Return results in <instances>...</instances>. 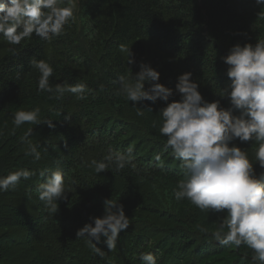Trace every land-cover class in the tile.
I'll return each mask as SVG.
<instances>
[{"label":"trees","instance_id":"16d2710c","mask_svg":"<svg viewBox=\"0 0 264 264\" xmlns=\"http://www.w3.org/2000/svg\"><path fill=\"white\" fill-rule=\"evenodd\" d=\"M79 1L75 21L51 42L33 34L12 46L0 37V177L20 169L36 173L14 190L0 192V264H141V252L154 254L157 264H258L245 245L223 246L214 240L211 234L224 213H205L186 199H175L184 169L165 147L154 103L127 101L117 91L118 77L131 78L143 62L173 89L168 103L176 99L179 75L191 72L206 101L230 107L229 98L219 95L231 83L222 58L236 43L264 39V7L255 0ZM129 49L132 64L127 62ZM33 58L53 67V86L86 84L87 98L77 100L69 92L50 98L39 92ZM167 102L160 100V109ZM134 103L144 109L142 117ZM35 107L55 128L44 122L13 125L15 111ZM30 128L32 134L38 132L32 143L41 152L39 161L25 154L21 140ZM231 143L248 153L256 174L264 172L254 160L255 142L237 138ZM128 147L133 158L120 172L96 174L88 167L91 160H105ZM56 169L68 193L58 201L57 213L50 214L37 188L46 179L40 172ZM109 198L123 206L130 224L112 251L103 235L93 240L105 253L101 257L76 232L90 217L103 216V201Z\"/></svg>","mask_w":264,"mask_h":264},{"label":"clouds","instance_id":"9594fccd","mask_svg":"<svg viewBox=\"0 0 264 264\" xmlns=\"http://www.w3.org/2000/svg\"><path fill=\"white\" fill-rule=\"evenodd\" d=\"M255 3L264 7V0H255ZM77 4L78 0H0V37L12 46L31 39L33 34L51 42L64 34L66 25L75 21ZM222 59L228 65L231 83L219 95L229 98L230 107H222L219 100L206 101L198 91L197 82L191 79L192 73L185 72L179 75L175 85L180 99L167 103L159 111V132L167 138L165 147L171 148L184 169V178L177 181L174 189L175 199H186L205 213H224L218 230L211 234L214 240L223 246L243 244L253 251L254 262L264 264V172L256 174L248 153L231 143L237 138L255 142L258 147L254 160L264 169V39H257L255 44L236 43ZM127 62H135L130 49ZM30 64L39 73V92L48 93L50 98H59L65 92L74 94L77 100L87 98L84 83L53 86L50 77L54 69L46 60L33 58ZM159 78L156 69L141 62L140 70L131 78L118 77L117 95L132 102L155 103L158 99L167 102L173 89L160 83ZM145 82L150 83L147 89ZM132 106L137 116L144 115L143 108L135 103ZM234 110H239V114ZM40 112L39 107L17 110L12 123L19 128L25 123L44 122L49 128H55L52 119H41ZM31 133L32 128L21 137L26 144L25 154L39 161L41 152L28 139ZM132 158L133 148L128 147L125 152L109 154L105 160L93 159L88 167L96 174L106 169L120 172ZM35 174L20 169L0 177V192L14 190L21 179L29 180ZM40 176L46 179L37 188L38 199L50 214H56L58 201L66 199L68 193L64 176L59 169L50 173L41 171ZM103 204V216L90 217V222L76 232V238L83 239L101 257L105 253L93 240L99 241L103 235L107 249L112 251L120 232L130 224L118 201L109 198ZM138 259L141 264H157L151 252L139 253Z\"/></svg>","mask_w":264,"mask_h":264},{"label":"rangeland","instance_id":"374dc122","mask_svg":"<svg viewBox=\"0 0 264 264\" xmlns=\"http://www.w3.org/2000/svg\"><path fill=\"white\" fill-rule=\"evenodd\" d=\"M79 8H80V1L78 0V4H77V8H76V11H78L79 10ZM179 96H180V94L178 93V92H176V99L175 100H179ZM157 102V103H156ZM155 103H154V108L155 109H157V110H155V112H157V113H159V110H160V106L162 107V106H164V104L163 103H160V100L158 99L157 101H156ZM168 103V102H167ZM158 106V107H157ZM136 109V108H135ZM41 130H42V128H41ZM40 130V131H41ZM32 134V133H31ZM37 134H38V132H33V134L29 137V140H31V142H34L35 141V139L37 138ZM16 251L19 253V252H21V250H17V248H16ZM17 254V253H16ZM21 255V254H20Z\"/></svg>","mask_w":264,"mask_h":264}]
</instances>
